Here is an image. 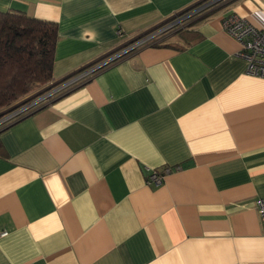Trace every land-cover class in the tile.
<instances>
[{
    "label": "crops",
    "instance_id": "1",
    "mask_svg": "<svg viewBox=\"0 0 264 264\" xmlns=\"http://www.w3.org/2000/svg\"><path fill=\"white\" fill-rule=\"evenodd\" d=\"M205 1L0 0V12L58 25V85ZM231 14L264 28V0H215L0 130V264H264V77L224 29ZM164 167L180 169L148 185Z\"/></svg>",
    "mask_w": 264,
    "mask_h": 264
},
{
    "label": "built area",
    "instance_id": "2",
    "mask_svg": "<svg viewBox=\"0 0 264 264\" xmlns=\"http://www.w3.org/2000/svg\"><path fill=\"white\" fill-rule=\"evenodd\" d=\"M214 4L215 0L209 1L194 10L186 12L182 16H175L167 20L163 25L136 38L128 46L115 51L103 61L94 65H89L79 70L60 84L57 85V83H55L43 92L25 100L20 103L12 113L6 116V119L3 122L6 124L5 127L34 113L38 108L43 107L48 102L62 96L68 91L86 83L102 70L117 63L134 51H138L147 46L162 44L163 37L180 29L185 24L187 18H193L200 12H204L205 9L212 8ZM223 27L228 34L240 43V55L247 60L249 64V73L253 76L264 77V28H258L247 19L233 14L223 19ZM118 34H121V32ZM179 169L180 167H164L161 170H154L149 175L146 182L150 186L159 187L163 184L166 176ZM257 207L264 227V197L258 200ZM5 236H7L6 232H0V238Z\"/></svg>",
    "mask_w": 264,
    "mask_h": 264
},
{
    "label": "trees",
    "instance_id": "3",
    "mask_svg": "<svg viewBox=\"0 0 264 264\" xmlns=\"http://www.w3.org/2000/svg\"><path fill=\"white\" fill-rule=\"evenodd\" d=\"M57 41L56 23L0 12V110L52 81Z\"/></svg>",
    "mask_w": 264,
    "mask_h": 264
},
{
    "label": "rangeland",
    "instance_id": "4",
    "mask_svg": "<svg viewBox=\"0 0 264 264\" xmlns=\"http://www.w3.org/2000/svg\"><path fill=\"white\" fill-rule=\"evenodd\" d=\"M209 1H210V0H207V1H205L204 3H202V4H205V3L209 2ZM202 4H201V5H202ZM201 5H200V6H201ZM198 7H199V6H198ZM198 7H195V8H193L192 10H194V9H196V8H198ZM185 13H186V12L180 14L179 16H182V15L185 14ZM193 19H194V18H190V19L187 18L186 21H185V24H184L181 28H185L187 25L189 26V24H192L193 22H191V21H192ZM181 28L178 29V31L182 30ZM53 84H55V83H54L53 80H52L51 82H49V83H47V84H44V85L38 87V88L34 91L33 94L29 95L28 97H25L24 99H22V100H21L20 102H18L17 104H15V105H13V106L7 108V109H2V110H0V123H1L0 128L2 129V128L5 127L6 124H4L3 122H4V120L6 119V116H7L8 114L12 113V112L14 111V109H15L20 103H22L23 101H25V100L31 98V97L34 96V95H37V94L40 93V92H43L44 90L50 88L51 86H53Z\"/></svg>",
    "mask_w": 264,
    "mask_h": 264
},
{
    "label": "water",
    "instance_id": "5",
    "mask_svg": "<svg viewBox=\"0 0 264 264\" xmlns=\"http://www.w3.org/2000/svg\"><path fill=\"white\" fill-rule=\"evenodd\" d=\"M31 115V114H30ZM29 116V115H28ZM25 117H27V116H25Z\"/></svg>",
    "mask_w": 264,
    "mask_h": 264
}]
</instances>
